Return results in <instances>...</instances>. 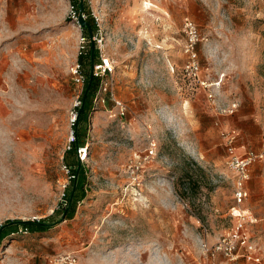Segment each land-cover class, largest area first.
<instances>
[{
	"label": "rangeland",
	"instance_id": "rangeland-1",
	"mask_svg": "<svg viewBox=\"0 0 264 264\" xmlns=\"http://www.w3.org/2000/svg\"><path fill=\"white\" fill-rule=\"evenodd\" d=\"M76 5L0 0V227L57 222L10 232L0 264H58L67 254L78 264H251L204 245L238 222L222 133L264 150V0H84L90 36ZM186 18L198 30V75L186 69ZM81 45L97 49L93 68L105 58L114 70L87 99L86 197L62 219L55 212L67 205V165L77 160L65 154L86 86L72 71ZM261 226L252 241L264 260Z\"/></svg>",
	"mask_w": 264,
	"mask_h": 264
},
{
	"label": "built area",
	"instance_id": "built-area-1",
	"mask_svg": "<svg viewBox=\"0 0 264 264\" xmlns=\"http://www.w3.org/2000/svg\"><path fill=\"white\" fill-rule=\"evenodd\" d=\"M185 29L189 37V45L187 52L189 53L190 61L188 62L186 69L190 70L192 74L198 75L200 68L197 61V54L194 49V45L198 40V30L195 23L190 19H185ZM80 56H86L88 51H86V45H81ZM114 67L110 59L102 58L98 66L93 68V74L96 79L102 77V75L112 73ZM74 80L78 85H84L87 80V74L84 72L83 67L80 63L75 65L73 68ZM202 85L207 86L206 82H202ZM100 91L108 90V84H102ZM105 102V98L100 100ZM118 105L123 107L121 102ZM238 108V104H232L229 109V113H234ZM78 113H74L72 116V125L77 120ZM224 143L228 152L227 166L229 170L234 175L233 189H234V200L236 206L233 208V215L238 218V222L216 242L211 248L207 244L204 245L205 251L214 252L220 254L226 261H236L239 258H244L247 261L262 264L263 258L259 254V247L252 241V234L248 228L247 223L253 224L255 220L250 213L249 215H239L236 216L235 211H247L245 209H239L245 204V201L249 197V192L247 190V183L251 178V168L252 166L263 158V153H257L254 150L247 149L244 152L239 151L238 140L239 134L236 130H229L222 133ZM72 138L74 140V131L72 133ZM72 143V141L70 142ZM70 149V145L69 148ZM151 154H154V150H151ZM78 158L81 162L85 161L88 156V147H79L77 150ZM67 171L70 173V168L67 167ZM71 180L75 176L71 175ZM58 264H78V259L72 254H67L61 256L58 259ZM208 264H220L216 261H210Z\"/></svg>",
	"mask_w": 264,
	"mask_h": 264
},
{
	"label": "trees",
	"instance_id": "trees-1",
	"mask_svg": "<svg viewBox=\"0 0 264 264\" xmlns=\"http://www.w3.org/2000/svg\"><path fill=\"white\" fill-rule=\"evenodd\" d=\"M80 4L81 0H78V5H76L78 14L80 12ZM76 6H73L76 8ZM87 31V35H91L93 28L91 24L87 22V25L84 27ZM88 59V65L90 72L88 73L87 80H86V86L85 91L82 97V107L83 110L81 111V108L77 112V120L74 123V140L72 141L70 145V149L66 151L65 159L67 161L69 160V156L75 154L77 160L75 162H72L71 164H68V168H70V171L75 176L72 181L71 187L67 190V193L65 194V200H66V207L60 211L55 212V216H60V218L68 219L71 218L72 215L75 212V207L78 201L83 200L86 197V175L85 170L82 162L79 160L77 155V150L79 147H84L85 145V137L83 133H80V128H83V130L87 129L88 127V115H89V104L87 103V99L89 96L93 97L95 95V92L98 87V79L94 76L92 81L90 80V73L92 70V67L94 66L96 59H97V49L93 52V47L90 48L88 51V54L86 56H80L79 62H81L82 65L85 66V59ZM100 61V60H99ZM83 66V67H84ZM89 88V90H88ZM54 217V216H53ZM57 222L50 223L49 220H17V221H10L0 227V244L1 242L11 233L18 232L19 230L22 232H30V233H41L45 232L54 225Z\"/></svg>",
	"mask_w": 264,
	"mask_h": 264
},
{
	"label": "crops",
	"instance_id": "crops-1",
	"mask_svg": "<svg viewBox=\"0 0 264 264\" xmlns=\"http://www.w3.org/2000/svg\"><path fill=\"white\" fill-rule=\"evenodd\" d=\"M259 121L260 120H256L255 123L256 124L260 123ZM261 128L264 134V123L261 124ZM261 138H262V141L264 142V136H262ZM238 147H239L240 152H244L247 149L254 150L253 148H247L246 145H238ZM254 151L260 154L262 153L264 154V150L261 151L260 148H257V150H254ZM263 160H264V155H263V158L259 160L258 162H261ZM253 166L251 168V178L247 183V190L249 192V197L244 205H245V209L252 214L255 220V224L254 223L253 224L257 225L258 223H261L262 226L260 228L262 229V232L264 233V195L260 196V192L261 191L264 192V164L258 165L256 167L254 164ZM260 186L262 188H260ZM250 207L253 211L250 209ZM254 225H251V226L248 225L249 230L250 229L252 230L253 237L256 236L255 231L253 230L255 229ZM259 254L261 256L263 255V251L260 248H259ZM247 262L251 264H256L250 261H247ZM262 264H264V260Z\"/></svg>",
	"mask_w": 264,
	"mask_h": 264
},
{
	"label": "water",
	"instance_id": "water-1",
	"mask_svg": "<svg viewBox=\"0 0 264 264\" xmlns=\"http://www.w3.org/2000/svg\"><path fill=\"white\" fill-rule=\"evenodd\" d=\"M83 1L84 0H81L80 12H79V17H78V23L80 24V26L82 28H84L87 25V21H86V19L84 17V5H83ZM93 52H94V46H93ZM93 77H94V74H93V67H92V70H91V73H90V80L91 81H92ZM88 90H89V88H88ZM82 110H83V107L81 108V111Z\"/></svg>",
	"mask_w": 264,
	"mask_h": 264
},
{
	"label": "bare ground",
	"instance_id": "bare-ground-1",
	"mask_svg": "<svg viewBox=\"0 0 264 264\" xmlns=\"http://www.w3.org/2000/svg\"><path fill=\"white\" fill-rule=\"evenodd\" d=\"M145 5H146V8L147 9H150V7H149L150 6V3L149 2L145 3ZM239 215H245V212L244 211H241V210H238V216Z\"/></svg>",
	"mask_w": 264,
	"mask_h": 264
}]
</instances>
